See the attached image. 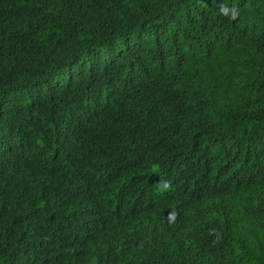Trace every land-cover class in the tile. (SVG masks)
<instances>
[{"label": "trees", "instance_id": "obj_1", "mask_svg": "<svg viewBox=\"0 0 264 264\" xmlns=\"http://www.w3.org/2000/svg\"><path fill=\"white\" fill-rule=\"evenodd\" d=\"M0 264H264V0H0Z\"/></svg>", "mask_w": 264, "mask_h": 264}, {"label": "clouds", "instance_id": "obj_2", "mask_svg": "<svg viewBox=\"0 0 264 264\" xmlns=\"http://www.w3.org/2000/svg\"><path fill=\"white\" fill-rule=\"evenodd\" d=\"M236 15H237V13L235 11H233L232 19H235Z\"/></svg>", "mask_w": 264, "mask_h": 264}]
</instances>
